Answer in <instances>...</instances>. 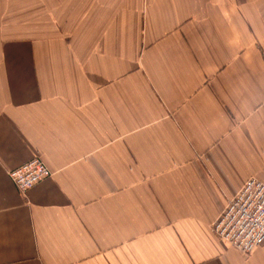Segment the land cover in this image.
<instances>
[{
	"label": "crops",
	"instance_id": "1",
	"mask_svg": "<svg viewBox=\"0 0 264 264\" xmlns=\"http://www.w3.org/2000/svg\"><path fill=\"white\" fill-rule=\"evenodd\" d=\"M250 178L264 0H0V264H264L213 231Z\"/></svg>",
	"mask_w": 264,
	"mask_h": 264
},
{
	"label": "built area",
	"instance_id": "2",
	"mask_svg": "<svg viewBox=\"0 0 264 264\" xmlns=\"http://www.w3.org/2000/svg\"><path fill=\"white\" fill-rule=\"evenodd\" d=\"M51 175L50 168L39 157L9 173L22 195ZM213 231L220 240L244 254H250L264 244V182L257 178L248 179L228 202L225 212L214 223Z\"/></svg>",
	"mask_w": 264,
	"mask_h": 264
}]
</instances>
